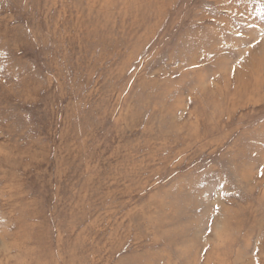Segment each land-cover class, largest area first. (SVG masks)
<instances>
[{
    "label": "rangeland",
    "instance_id": "374dc122",
    "mask_svg": "<svg viewBox=\"0 0 264 264\" xmlns=\"http://www.w3.org/2000/svg\"><path fill=\"white\" fill-rule=\"evenodd\" d=\"M0 264H264V0H0Z\"/></svg>",
    "mask_w": 264,
    "mask_h": 264
},
{
    "label": "bare ground",
    "instance_id": "6f19581e",
    "mask_svg": "<svg viewBox=\"0 0 264 264\" xmlns=\"http://www.w3.org/2000/svg\"><path fill=\"white\" fill-rule=\"evenodd\" d=\"M13 221V220H12ZM17 237V236H16ZM19 237V236H18ZM16 240V239H15ZM8 244V243H7ZM11 244H9V246H10ZM11 247V246H10ZM2 252V251H1ZM8 255V254H7ZM5 257V256H4Z\"/></svg>",
    "mask_w": 264,
    "mask_h": 264
}]
</instances>
